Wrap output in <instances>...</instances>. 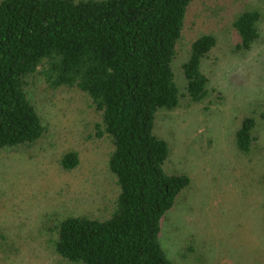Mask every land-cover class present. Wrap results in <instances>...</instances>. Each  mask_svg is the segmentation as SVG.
Listing matches in <instances>:
<instances>
[{"label":"trees","instance_id":"trees-1","mask_svg":"<svg viewBox=\"0 0 264 264\" xmlns=\"http://www.w3.org/2000/svg\"><path fill=\"white\" fill-rule=\"evenodd\" d=\"M214 0H2L0 2V154L32 149L46 134L29 98V79L79 91L100 116L99 139H109V171L118 194L107 219L68 217L56 227V253L72 264H174L161 243L163 223L191 187L186 174L166 167L170 147L156 134L161 111L186 98L209 95L205 63L217 46L206 34L195 40L183 65L186 93L173 63L191 7ZM246 2L247 0H241ZM263 13L242 8L230 19L235 53L259 41ZM257 122L244 117L234 143L250 155ZM72 171L78 153L63 156Z\"/></svg>","mask_w":264,"mask_h":264},{"label":"rangeland","instance_id":"rangeland-1","mask_svg":"<svg viewBox=\"0 0 264 264\" xmlns=\"http://www.w3.org/2000/svg\"><path fill=\"white\" fill-rule=\"evenodd\" d=\"M242 8L263 13L261 37L251 51L235 53L229 21ZM206 34L217 38L205 63L208 97L200 104L182 98L157 117L156 134L171 151L167 171L192 180L163 223L161 243L174 264H264V0L191 7L173 63L182 94L183 65ZM29 83L46 134L32 149L0 154V264H72L54 249L55 227L68 217L110 216L118 194L108 167L113 145L97 136L100 116L86 96L53 92L37 74ZM247 116L259 140L243 155L234 136ZM69 152L80 164L65 171L60 162Z\"/></svg>","mask_w":264,"mask_h":264}]
</instances>
